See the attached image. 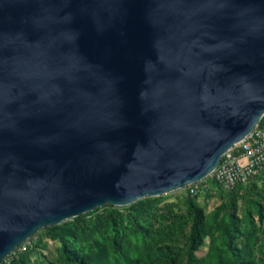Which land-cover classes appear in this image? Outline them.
Segmentation results:
<instances>
[{
  "label": "water",
  "instance_id": "obj_1",
  "mask_svg": "<svg viewBox=\"0 0 264 264\" xmlns=\"http://www.w3.org/2000/svg\"><path fill=\"white\" fill-rule=\"evenodd\" d=\"M263 116L264 0H0V263L205 179Z\"/></svg>",
  "mask_w": 264,
  "mask_h": 264
},
{
  "label": "trees",
  "instance_id": "obj_2",
  "mask_svg": "<svg viewBox=\"0 0 264 264\" xmlns=\"http://www.w3.org/2000/svg\"><path fill=\"white\" fill-rule=\"evenodd\" d=\"M241 186L223 193L221 217L216 212L209 218L198 196L191 195L186 199V215L175 214L173 222L165 224L170 216L160 206L164 196L145 197L128 206L98 207L45 228L46 236L58 241L57 260L39 254L31 263L30 253H39L43 243L33 237L32 246L24 251L17 248L0 264H264V193L242 196L249 203L244 217L238 208ZM163 225L170 233L188 226L185 246L166 239Z\"/></svg>",
  "mask_w": 264,
  "mask_h": 264
},
{
  "label": "rangeland",
  "instance_id": "obj_3",
  "mask_svg": "<svg viewBox=\"0 0 264 264\" xmlns=\"http://www.w3.org/2000/svg\"><path fill=\"white\" fill-rule=\"evenodd\" d=\"M200 182L203 183H208L209 188L205 189L201 192H199L196 195H191L189 192V185L178 189V190H174L172 192H168L166 194H162L160 196H164L165 198L163 199V201L161 202L160 206L162 207V211L167 214V216H170L165 222V223H172L174 218L173 216L175 214H181V215H186V209H187V204H186V199L188 197V195L191 196H198V203L204 207L206 215L210 218L213 214H215L216 212L219 213V217H221L224 213V203H225V199L223 198L224 196V192H229L232 190H226L224 189L221 185L215 183V182H211L209 181V178L206 177L205 179L200 180ZM221 190H223L221 192ZM251 190V191H250ZM251 195H250V194ZM262 194L264 193V172L259 176V178H255L254 181H251L249 184L243 185L240 187L239 189V201H238V208H239V212L242 216L245 217V213L246 210L249 206V203L246 201V199H244L242 196L244 194H247L248 198L252 197L255 198L256 194ZM109 204L99 207L102 209H105L108 207ZM117 206V205H116ZM128 206V205H126ZM73 219V218H72ZM170 219V220H169ZM258 217L257 215L255 216V220L257 221ZM71 220V219H69ZM67 220V221H69ZM169 220V221H168ZM66 222V221H64ZM63 223V222H62ZM61 224V223H60ZM49 227V226H48ZM46 228V227H45ZM45 228L39 229L38 231H36L33 236L31 238H29L27 241L30 242L29 245L32 244V239L34 237V242H43L40 245V252H33L30 253V258H31V263H34L35 261H37V257H39V254L42 255H47L49 260H57L59 257V244L57 240H52L50 238H48L47 232L45 230ZM162 228H164V232L166 235V239L170 240L171 242L177 244L180 247H184L185 243H186V233L189 230V227L186 226L185 228H183L181 231L178 232H168L167 228L164 227V225L162 226ZM26 241V242H27ZM32 246V245H31ZM208 245H204V250L200 253V254H205ZM43 247V248H42ZM16 251V250H15ZM15 251H13L8 257H10L12 255V257L15 255ZM7 258V257H6ZM5 258V259H6ZM39 259V258H38Z\"/></svg>",
  "mask_w": 264,
  "mask_h": 264
},
{
  "label": "built area",
  "instance_id": "obj_4",
  "mask_svg": "<svg viewBox=\"0 0 264 264\" xmlns=\"http://www.w3.org/2000/svg\"><path fill=\"white\" fill-rule=\"evenodd\" d=\"M264 117V116H263ZM264 171V121L243 140L227 150L216 169L207 176L209 181L221 185L226 190H233L238 185L251 182ZM191 195L208 189V183L195 182L189 185ZM29 241L21 244L18 249H27Z\"/></svg>",
  "mask_w": 264,
  "mask_h": 264
},
{
  "label": "bare ground",
  "instance_id": "obj_5",
  "mask_svg": "<svg viewBox=\"0 0 264 264\" xmlns=\"http://www.w3.org/2000/svg\"><path fill=\"white\" fill-rule=\"evenodd\" d=\"M239 143V142H238Z\"/></svg>",
  "mask_w": 264,
  "mask_h": 264
}]
</instances>
